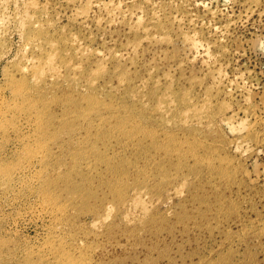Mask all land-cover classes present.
Returning <instances> with one entry per match:
<instances>
[{"label": "rangeland", "instance_id": "374dc122", "mask_svg": "<svg viewBox=\"0 0 264 264\" xmlns=\"http://www.w3.org/2000/svg\"><path fill=\"white\" fill-rule=\"evenodd\" d=\"M0 264H264V0H0Z\"/></svg>", "mask_w": 264, "mask_h": 264}, {"label": "bare ground", "instance_id": "6f19581e", "mask_svg": "<svg viewBox=\"0 0 264 264\" xmlns=\"http://www.w3.org/2000/svg\"><path fill=\"white\" fill-rule=\"evenodd\" d=\"M191 42H192V41H191ZM192 43H194V45H196L195 42H192Z\"/></svg>", "mask_w": 264, "mask_h": 264}]
</instances>
